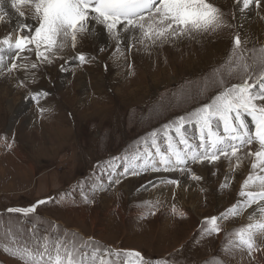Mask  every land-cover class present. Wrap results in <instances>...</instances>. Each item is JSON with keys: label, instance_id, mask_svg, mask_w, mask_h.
<instances>
[{"label": "rangeland", "instance_id": "374dc122", "mask_svg": "<svg viewBox=\"0 0 264 264\" xmlns=\"http://www.w3.org/2000/svg\"><path fill=\"white\" fill-rule=\"evenodd\" d=\"M4 1L0 15L13 9L11 0ZM211 2L228 25L214 33L151 44L134 39L138 32L122 31L117 52V40L100 28L92 33L94 38L80 35L75 48L69 39L68 53L57 49L50 62L37 60L34 52L25 53L28 59L18 63L26 68L0 71V264H23L13 249L24 242L31 245L34 228L40 237L59 236L77 244L90 242L92 248L139 252L147 264H207L214 258L222 264H264V250L253 258L246 248L228 244V234L247 224L256 208L218 219L219 234L204 232L205 218L221 217L241 199V185L251 170L249 161L235 171L223 158L214 164L189 163L188 168L202 177L198 181L187 172L151 168L121 175L137 147L143 151V141L150 139L151 132L162 133L164 125L218 93L213 70L232 56L235 35L245 41L246 28L237 16L240 6L235 0ZM252 6L250 21L259 11ZM12 31L8 21H0V39ZM260 48L264 42H247L238 54L249 58ZM81 53L87 58L83 64L77 59ZM188 59L199 62L190 69L185 66ZM32 63L37 67L32 68ZM248 63L256 69L253 75L258 74L252 59ZM242 72L238 68L231 77L225 74V83L239 82ZM36 93L47 95L37 103L32 99ZM153 173L161 174L151 179ZM166 179H177L179 185L197 191L198 210L192 202L161 205L156 189L177 187L161 183ZM225 183L227 187H221ZM41 200L47 202L28 216L5 212ZM173 206L187 213L174 214ZM257 242L263 249L264 236H257ZM124 259L122 255L120 261Z\"/></svg>", "mask_w": 264, "mask_h": 264}, {"label": "snow or ice", "instance_id": "6c2138e0", "mask_svg": "<svg viewBox=\"0 0 264 264\" xmlns=\"http://www.w3.org/2000/svg\"><path fill=\"white\" fill-rule=\"evenodd\" d=\"M235 2L242 5L241 11L253 4L257 8L264 7V0ZM2 5L3 0H0V12H3ZM18 5L27 11L21 10ZM11 7L23 20H18L13 31L0 39V71L6 73L27 67L18 63L28 59L23 55L25 53L34 52L37 60L50 62L56 56V50H63L69 39L75 48L78 37L90 32L93 23L102 25L117 40V52L122 31L138 32L134 39L139 43L148 41L156 44L157 41L167 42L169 38L191 37L194 33H214L228 26L222 12L211 0H11ZM5 16L7 13L0 15V21ZM29 19L34 23H29ZM244 43L247 41H242L239 34L235 35L232 56L221 68L213 70L220 87L210 102L164 125L162 133L151 132L150 139L143 141V151L137 147L121 175L129 172L136 175L137 169L146 171L151 168L152 171L187 172L191 179L198 181L202 177L188 168L189 163L207 161L214 164L223 158L235 171L245 160L249 161L251 170L241 185V199L221 217L205 218L207 227L204 232L219 234L222 229L218 219L239 216L256 205L253 214L249 215V222L228 234V244L235 243V246L246 248L249 256L255 258L257 252L264 250L257 244V236H264V48L245 58L238 54ZM5 54H8L7 64ZM77 59L81 64L87 60L83 53ZM248 59H252L259 68L255 76L256 69L248 63ZM31 67L36 68L37 65L32 63ZM238 68L243 69L239 82L227 85L225 74L231 77ZM20 83L23 85V81ZM42 95L47 93L33 94L32 99L39 103L38 98ZM115 183H120V180L116 179ZM161 183L179 187L180 181L166 179ZM221 187H227V184ZM84 200H88L87 195ZM46 202L37 201L27 208H8L5 212L28 216ZM172 210L174 214L184 215L175 206ZM15 241L13 237V243ZM5 250H9L8 246ZM13 254L23 264H114L113 257L115 264H147L139 252L108 247L101 249L99 246L92 248L90 242L77 244L59 236L55 239L47 235L40 237L35 234V228L32 230V244H17ZM122 255L125 259L121 262ZM207 264L222 262L214 258Z\"/></svg>", "mask_w": 264, "mask_h": 264}, {"label": "bare ground", "instance_id": "6f19581e", "mask_svg": "<svg viewBox=\"0 0 264 264\" xmlns=\"http://www.w3.org/2000/svg\"><path fill=\"white\" fill-rule=\"evenodd\" d=\"M4 3L6 4V1L3 0V4ZM239 6H240V8L242 7V5H239ZM26 11H27V9H26ZM254 11H255L254 6L250 5V7L248 9L244 10V11H241L239 9L238 12H237V16L239 17V19L241 21V24L246 28V30H245V32L243 34L245 41H247V42H260L261 43V42H264V7L259 8V11L256 12L255 18H253L250 21L249 19H250V16L252 15L251 13L252 12L254 13ZM7 14L8 15L4 19V21H8V25H10L11 27H13L17 23L18 20H21V21L23 20V18H20L18 16V13H14L13 9H11V8H8V13ZM28 22L32 23V20L29 19ZM239 24H240V22H239ZM92 28H94V30H91L90 32L86 33L88 35L90 34L92 37H93V35H92L93 32L100 31L101 30L100 28L105 29L102 25H98V24H95V23H93ZM85 35H84V37H85ZM98 37L99 36H97L96 38H98ZM222 46H223V44L219 45L213 51L221 49ZM66 53H68L67 52V48L64 47L63 50H61V54H66ZM198 62H196L194 60H191V59L190 60L188 59L187 63L185 64V66L191 69V67H193L194 65H197ZM163 70L166 71L165 69H163ZM29 75H30V73H29ZM12 84H15V83L12 82ZM146 86L144 88H146ZM14 88H15V85H14ZM140 90H142V89H140ZM137 91H139L138 88H137ZM132 96H133V94H132ZM153 174H155V173H153ZM160 174L161 173L155 174V175L157 176V175H160ZM156 176L154 178H152V179H155ZM186 182H188V181H186ZM238 186H240V184ZM185 187H187V185H184L183 183L181 185H179V187H176L175 189L172 188V187H163L162 186V187H158V189H156L155 192H156V194H158L159 200H162L161 201V205H166V204L168 205L169 204L168 201L169 202L171 201L170 203H172V204L173 203H175V204L178 203V205H183V206H185L186 203H190L191 204V202H192V204H194L193 205L194 210L195 211L198 210V205L201 203V198L197 194L198 192L195 191L194 189H191V188L188 189V187L185 189ZM199 195L201 196V194H199ZM169 206H171V205L169 204ZM252 208L255 209L256 205H253ZM180 212H186V211H180ZM250 213L253 214V210H251ZM256 214H258V213H256ZM152 229H153V226H152ZM176 231H178V230H176ZM164 232H165V230H164ZM256 254H255V256H256Z\"/></svg>", "mask_w": 264, "mask_h": 264}, {"label": "crops", "instance_id": "0c3cea01", "mask_svg": "<svg viewBox=\"0 0 264 264\" xmlns=\"http://www.w3.org/2000/svg\"><path fill=\"white\" fill-rule=\"evenodd\" d=\"M151 176H153L152 178H154V177H155V174H151ZM152 178H151V179H152ZM183 213L185 214V213H187V212H183Z\"/></svg>", "mask_w": 264, "mask_h": 264}]
</instances>
